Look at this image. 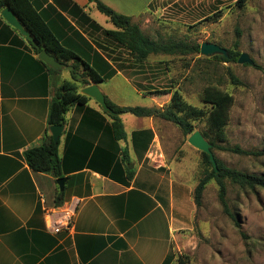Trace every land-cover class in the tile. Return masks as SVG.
I'll return each instance as SVG.
<instances>
[{
  "label": "crops",
  "instance_id": "1",
  "mask_svg": "<svg viewBox=\"0 0 264 264\" xmlns=\"http://www.w3.org/2000/svg\"><path fill=\"white\" fill-rule=\"evenodd\" d=\"M36 1L38 10L62 39L79 42L82 36L103 52L115 70L107 80L124 77L139 93L151 98V106L168 101L161 104L158 100L163 98L146 93L157 88L127 76H135L146 60L136 63L122 47L102 40L90 21L102 29L110 28L95 18L100 12L93 2ZM99 1L130 17L143 33L147 24L161 19L167 3ZM63 69L50 70L0 13V264H162L178 246L177 232L196 206L192 204L190 210L179 206L182 200H190L191 187L180 181L181 176L176 182L170 166L159 162L162 148L154 124L160 118L138 117L149 119L148 125H139L129 133L122 121L126 139L114 140L108 128L110 118L95 100H87L90 117L82 122L83 109L70 107L58 137L61 177L65 178L61 200L77 198L79 203L69 231L52 234L47 230L43 208L57 205V178L30 169L24 153L50 133V102L60 84L71 79L70 74H62ZM125 70L130 73L124 74ZM104 82L96 83L102 93L100 84ZM98 114L104 117L102 123ZM140 130L152 132L145 151L139 146L137 151L132 141L133 132ZM184 144H189L187 139ZM126 169H133L132 179H128Z\"/></svg>",
  "mask_w": 264,
  "mask_h": 264
},
{
  "label": "rangeland",
  "instance_id": "2",
  "mask_svg": "<svg viewBox=\"0 0 264 264\" xmlns=\"http://www.w3.org/2000/svg\"><path fill=\"white\" fill-rule=\"evenodd\" d=\"M163 7L161 19L144 28L150 38L199 45L211 42L246 53L254 64L223 62L216 55L195 52L156 54L148 57L135 76L127 75L128 70L123 73L148 88L164 89L176 83L186 102L205 109L208 105L201 99L204 88L214 86L229 93L233 102L225 127V146L264 151V0H167ZM95 14L103 26L114 28L103 14ZM230 73L238 81L236 84L232 83ZM62 74L68 75L70 70L64 68ZM100 87L111 97L109 100L121 106L153 104L151 98L139 93L122 76L107 80ZM166 99L158 101L162 104ZM119 116L128 133L139 125H148L147 118L130 113ZM155 122L162 148L159 162L170 166L176 182L181 176L180 181L191 187L190 200L178 203L190 210L192 204L195 207L192 193L203 171L200 151L185 145L188 136L184 137L172 123L160 119ZM193 125L194 131L206 127L204 120ZM213 154L227 167L264 174V155H241L219 149H213ZM225 183L226 201L239 226L223 212L217 185L214 180L209 181L201 206L195 207L189 220L185 217V226L177 232L178 246L171 251L175 258L170 264H264V189L248 190L228 180Z\"/></svg>",
  "mask_w": 264,
  "mask_h": 264
},
{
  "label": "trees",
  "instance_id": "3",
  "mask_svg": "<svg viewBox=\"0 0 264 264\" xmlns=\"http://www.w3.org/2000/svg\"><path fill=\"white\" fill-rule=\"evenodd\" d=\"M87 1L93 2L96 9L105 15L114 26V29L106 30L90 21L96 30L100 31L102 40L108 43H116L122 47L136 63L144 62L150 55L156 54L184 55L190 52L199 53V44H190L183 40L149 38L140 30L137 24L131 21L130 17L117 13L99 0ZM6 6L13 11L24 29L34 38L35 44L30 41L28 43L33 46L37 53L41 48H44L58 61L69 62L73 66V70L70 71L71 79L60 84L50 102L47 117L48 125L64 124L65 113L70 107H75L78 111L83 109L81 122L84 119L88 120L90 117L88 111L91 112V109L85 104L90 97L81 94L80 88L90 83L104 82L115 73L108 60L103 56V52L96 50L92 43L82 36H79V42L62 39L60 33L48 24L44 13L38 10L40 6L36 0H0V12ZM216 15L219 17V14ZM94 43L99 45L96 41ZM227 55V57L223 55H216L215 57L220 58L223 62L236 61L240 53L227 49ZM49 69L52 70L50 67ZM75 73L80 75V79L76 77ZM230 79L232 83L236 84L238 82L231 73ZM146 93L168 98V101L162 106H119L104 95L107 105L117 113V115H110L102 110V113L110 118L108 128L114 140L126 139L123 123L119 116L122 113H130L137 117L160 118L176 126L184 137L194 131L193 122L204 120L206 127L200 132L209 142L212 152L213 149H219L241 155H264L262 150H246L238 145L225 146V127L228 121L229 108L233 102V98L229 93L214 86L204 88L201 99L203 103L208 105V109L186 102L176 83L170 85L169 88L156 89ZM97 116L100 118V123H102L104 121L103 115L98 114ZM151 138V130L135 131L132 134V141L135 143L137 151L138 146L142 147V151H145ZM200 154L203 171L192 193L195 206L197 208L201 206L205 186L209 181L214 180L217 185V198L223 212L234 221L236 226H239L226 201L227 187L225 181L228 180L242 189H264V174H251L227 167L214 156L217 165V171H215L208 156L201 151ZM24 158L28 167L34 171L49 173L55 178H60L62 175L61 159L58 155V141L55 142L50 133H45L39 145L27 149ZM126 170L128 179H132L133 169ZM62 194L63 191L58 192L57 205L62 203ZM173 258H175V254H168L162 264H170Z\"/></svg>",
  "mask_w": 264,
  "mask_h": 264
},
{
  "label": "water",
  "instance_id": "4",
  "mask_svg": "<svg viewBox=\"0 0 264 264\" xmlns=\"http://www.w3.org/2000/svg\"><path fill=\"white\" fill-rule=\"evenodd\" d=\"M1 16L3 19L12 27L17 29L28 41L32 44H35L34 38L29 34L27 30L24 29L20 21L17 19L13 11L9 7H4L1 10ZM39 47L38 45H36ZM199 53L204 56H211V55H223L227 57V49L219 46L218 44L211 43V42H203L200 44ZM38 58L43 61L46 65L51 67L55 71H60L63 68H66L70 71L73 70V66L70 64H66L65 62L58 61L52 54L48 53L44 48H41L38 53ZM239 64H249L253 65V60L244 52L240 53L239 57L236 60ZM76 77L80 79V75L75 73ZM80 93L86 95L93 100H95L101 109L110 115H117L106 103L105 96L101 92L99 86L96 83H92L86 85L80 89ZM62 125H51L49 130L52 138L55 142L58 141L59 134L61 132ZM187 142L194 147L195 149L205 153L208 156L209 161L211 162L212 166L214 167L215 171H217V165L215 161L214 154L211 150V146L209 142L203 137L200 131L195 130L193 131L188 137ZM132 167V164L129 166ZM65 178L60 177L56 179V183L59 187V190H63Z\"/></svg>",
  "mask_w": 264,
  "mask_h": 264
},
{
  "label": "built area",
  "instance_id": "5",
  "mask_svg": "<svg viewBox=\"0 0 264 264\" xmlns=\"http://www.w3.org/2000/svg\"><path fill=\"white\" fill-rule=\"evenodd\" d=\"M79 200L69 199L59 205L44 207L43 215L46 221L47 230L52 234H59L69 231L73 226V218Z\"/></svg>",
  "mask_w": 264,
  "mask_h": 264
}]
</instances>
